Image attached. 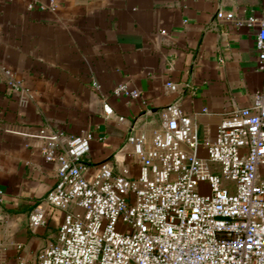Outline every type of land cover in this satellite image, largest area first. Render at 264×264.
<instances>
[{
    "label": "crops",
    "instance_id": "1",
    "mask_svg": "<svg viewBox=\"0 0 264 264\" xmlns=\"http://www.w3.org/2000/svg\"><path fill=\"white\" fill-rule=\"evenodd\" d=\"M263 10L264 0H0L4 262L38 264L63 221L64 211L45 201L58 165L45 160L40 129L90 131V174L108 161L115 172L127 167L136 177L141 163L129 136L150 140L163 126L164 109L177 103L193 118L206 156L225 115L264 92L256 50ZM119 84L141 97L115 94ZM38 204L47 221L32 228L29 215Z\"/></svg>",
    "mask_w": 264,
    "mask_h": 264
},
{
    "label": "built area",
    "instance_id": "2",
    "mask_svg": "<svg viewBox=\"0 0 264 264\" xmlns=\"http://www.w3.org/2000/svg\"><path fill=\"white\" fill-rule=\"evenodd\" d=\"M256 50L264 68V10ZM166 86L177 89L173 81ZM114 93L141 97L125 84ZM105 112L112 108L105 105ZM36 136L45 160L58 165L45 201L64 211L38 264H264V92L225 115L206 156L193 118L177 103L168 105L150 140L128 138L141 163L136 177L127 167L115 172L108 161L90 174L84 162L90 131L40 129ZM29 221L32 228L45 224L46 208L36 205ZM0 264H6L1 256Z\"/></svg>",
    "mask_w": 264,
    "mask_h": 264
},
{
    "label": "rangeland",
    "instance_id": "3",
    "mask_svg": "<svg viewBox=\"0 0 264 264\" xmlns=\"http://www.w3.org/2000/svg\"><path fill=\"white\" fill-rule=\"evenodd\" d=\"M225 183L228 184L229 186H233V184L230 181L225 180Z\"/></svg>",
    "mask_w": 264,
    "mask_h": 264
}]
</instances>
